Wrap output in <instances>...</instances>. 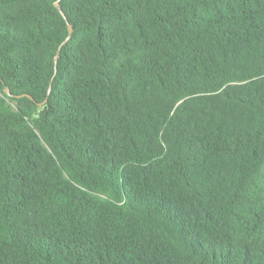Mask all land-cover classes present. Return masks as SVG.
Listing matches in <instances>:
<instances>
[{
    "label": "trees",
    "instance_id": "1",
    "mask_svg": "<svg viewBox=\"0 0 264 264\" xmlns=\"http://www.w3.org/2000/svg\"><path fill=\"white\" fill-rule=\"evenodd\" d=\"M0 264H264V0H0Z\"/></svg>",
    "mask_w": 264,
    "mask_h": 264
},
{
    "label": "water",
    "instance_id": "2",
    "mask_svg": "<svg viewBox=\"0 0 264 264\" xmlns=\"http://www.w3.org/2000/svg\"><path fill=\"white\" fill-rule=\"evenodd\" d=\"M55 5L58 7L59 6V3H58V1H56L55 2ZM63 15L65 16V14L63 13ZM68 28H69V34H68V36H67V38H66V40L65 41H68L69 39H70V37H71V33H72V31H73V27H72V24H68ZM57 59V58H56ZM50 90H51V86H50V88H49V92H50Z\"/></svg>",
    "mask_w": 264,
    "mask_h": 264
}]
</instances>
